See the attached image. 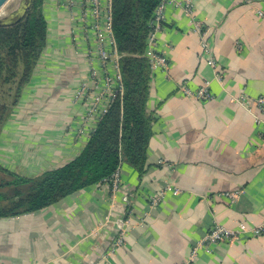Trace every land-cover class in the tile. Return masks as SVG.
Wrapping results in <instances>:
<instances>
[{"label":"crops","instance_id":"0c3cea01","mask_svg":"<svg viewBox=\"0 0 264 264\" xmlns=\"http://www.w3.org/2000/svg\"><path fill=\"white\" fill-rule=\"evenodd\" d=\"M45 0L48 43L33 79L0 137V166L26 178L63 167L88 143L79 129L86 107L74 104L87 78L86 44L70 41L67 12ZM172 0L158 36L169 70L152 72L153 116L144 173L122 167L113 194L98 184L41 211L0 220V264H188L216 225L264 226V140L253 114L236 103L264 97V9L258 0H194L195 17L211 29L209 43L223 78L204 55L193 20ZM210 83L213 101L182 96ZM253 111L257 113L256 107ZM264 121V112L259 113ZM158 207L149 199L166 185ZM243 191L232 204L224 194ZM130 218L124 245L111 252L115 222ZM144 220L143 226L140 221ZM189 264H264V234L221 243Z\"/></svg>","mask_w":264,"mask_h":264},{"label":"trees","instance_id":"16d2710c","mask_svg":"<svg viewBox=\"0 0 264 264\" xmlns=\"http://www.w3.org/2000/svg\"><path fill=\"white\" fill-rule=\"evenodd\" d=\"M44 2L33 0L22 20L0 27V98L1 89L17 79L15 93L8 97L13 98L11 104L0 103V125L9 108L17 107L23 98L47 49ZM159 3L160 0H113V30L122 56L123 99L114 103L82 153L67 165L36 178L22 177L0 166V220L55 205L104 183L123 166L137 170L140 176L144 173L154 120L148 111L152 70L146 50L149 23Z\"/></svg>","mask_w":264,"mask_h":264},{"label":"built area","instance_id":"2783aa9c","mask_svg":"<svg viewBox=\"0 0 264 264\" xmlns=\"http://www.w3.org/2000/svg\"><path fill=\"white\" fill-rule=\"evenodd\" d=\"M264 3V0H258ZM172 0H160L157 9L149 23V37L147 41L146 57L149 60L152 72L169 70L168 58L158 51V36L166 24V8ZM55 6L59 11H65L68 15L70 26L67 30L70 34V41L80 54L79 46L86 44L89 49L86 53L87 78L82 81L76 90L73 103L86 107V116L83 120L79 133L86 134L88 141L96 132L98 124L108 114L111 107L119 99H123L124 81L121 71V54L118 51L114 30H113V0H57ZM176 7L183 10L184 14L191 18L194 23V32L201 38V46L207 58L208 65L216 72L215 79L223 82L218 70V62L214 58L209 43L211 29L205 27L195 17L194 0H181ZM258 15L264 18V9H257ZM182 96L197 101L211 102L214 99L210 91V83L206 82L197 90L189 87L181 88ZM236 103L245 108L255 119V124L261 127L262 140H264V121L259 113L264 112V97L250 100L241 96L235 99ZM256 107L257 113L253 111ZM104 183L110 191L116 194L122 187V167L108 178ZM172 193L178 195L181 189L174 185H166L163 190L149 199L151 207H158L166 195ZM243 191H231L224 194V197L232 204L237 203ZM144 220L140 221L143 226ZM130 218L121 219L115 222L118 230L117 237L112 245L111 252L124 245L126 233L131 229ZM264 234V226L249 227L242 223L236 228H228L216 225L211 232L207 233L194 247L190 261L197 258L202 251L211 253L212 248L221 243H233L243 236H261Z\"/></svg>","mask_w":264,"mask_h":264},{"label":"rangeland","instance_id":"374dc122","mask_svg":"<svg viewBox=\"0 0 264 264\" xmlns=\"http://www.w3.org/2000/svg\"><path fill=\"white\" fill-rule=\"evenodd\" d=\"M22 0H10L1 10H0V18H4L9 16L12 12H14L17 7L19 6L20 2ZM44 7V5H43ZM17 87V79L15 81H12L10 85H6L5 87H3L1 89V93L2 96L0 98V103H8L9 105L11 104L13 98H11V100H8V97L13 96L15 93ZM10 89V94L8 95V91ZM17 107H13V108H9L7 114H6V119L5 121L0 125V131L3 130L6 127V120L10 114V112H12L13 110H16ZM12 115V114H11ZM10 121V120H9Z\"/></svg>","mask_w":264,"mask_h":264},{"label":"water","instance_id":"95a60500","mask_svg":"<svg viewBox=\"0 0 264 264\" xmlns=\"http://www.w3.org/2000/svg\"><path fill=\"white\" fill-rule=\"evenodd\" d=\"M10 0H0V10L9 2ZM33 0H22L17 7V9L12 12L9 16L0 18V27L9 26L16 24L27 14L32 6Z\"/></svg>","mask_w":264,"mask_h":264}]
</instances>
